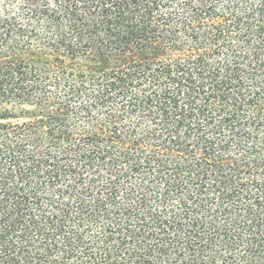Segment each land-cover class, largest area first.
Wrapping results in <instances>:
<instances>
[{"label": "trees", "instance_id": "trees-1", "mask_svg": "<svg viewBox=\"0 0 264 264\" xmlns=\"http://www.w3.org/2000/svg\"><path fill=\"white\" fill-rule=\"evenodd\" d=\"M0 264H264V0H0Z\"/></svg>", "mask_w": 264, "mask_h": 264}]
</instances>
